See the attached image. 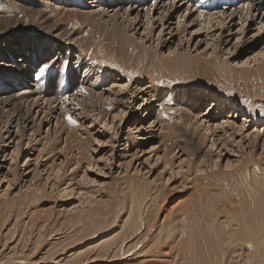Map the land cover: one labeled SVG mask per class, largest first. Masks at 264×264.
I'll return each mask as SVG.
<instances>
[{
	"label": "rangeland",
	"instance_id": "1",
	"mask_svg": "<svg viewBox=\"0 0 264 264\" xmlns=\"http://www.w3.org/2000/svg\"><path fill=\"white\" fill-rule=\"evenodd\" d=\"M186 1L195 5L200 0H182L170 5L181 8V2ZM0 2L4 5L0 8V57H9L4 62L0 58V264H73V258L76 260L79 258L77 256L81 260L90 257L87 255L94 254L95 247L103 239L121 240L127 226L132 225L131 210L141 203L144 205L146 200L145 204L149 205L148 197L160 189L163 190L165 202L171 195L168 205L179 203L177 206L180 207L194 206L204 210L211 207L227 212L233 198L241 199L240 182L245 179L248 186L253 185L252 168L256 166L259 171H264V109L252 110L244 101L241 108L246 107L250 111L232 117L233 114L223 108H227L228 102L238 101L229 91L232 71L240 69L255 73L260 66L258 62L262 58H257V55L264 52V0L257 1L258 5H251V13L245 16L239 11L230 16L236 7L223 8L227 13L225 16L215 14L209 17L217 11L210 13L204 8L196 12L194 9L187 15L183 13L185 11L159 10L157 6V12L152 15L141 13V25L137 31L133 30V26L129 28L127 21H133L135 13H129L128 17L129 8L123 2L121 7L115 9L112 6L116 4H109L108 0H99L97 7L93 0H81V6L74 8L69 0ZM152 5L155 6L151 3L149 7ZM54 8L96 13L91 23L98 30L108 26V23L109 29L114 24L121 25L123 29L129 28L126 31L128 37L131 36L142 46L144 56L155 59V62L176 50L179 61L183 62L179 69L181 72L177 74L187 81L178 78L173 89L167 91L170 92L171 104L176 106V111H181L175 113L169 125L173 130L172 136L179 138L172 142L181 141V149L185 153L183 150L181 152L177 143L173 145L166 137L159 136L160 124H152L156 118L139 119L138 116V112L144 113L155 107L158 111V105H166L168 93L162 90L159 94L161 97L158 95L151 99L146 91V81L143 85L138 78L129 81L124 74L112 76V80L98 90L90 89L98 71L86 67L83 59L76 57V52L70 60V49L74 47L80 51L81 46L76 43L81 36L70 31L65 37V23L55 22L59 25L56 27L47 20L44 15ZM143 9H146V5ZM118 10L120 14L116 16ZM202 13L207 14L204 16L206 18ZM77 15L81 19H92L80 13ZM60 16L59 19L64 17ZM149 18L152 29L149 27L144 32ZM209 21L213 24L210 25ZM46 44L52 47V53L47 51ZM61 54H64L67 67L57 70L56 61ZM211 54L214 65L221 67L220 73L214 66L224 87L198 81L190 83L188 79L192 81L193 74L198 78L196 68H200V61L205 66ZM86 59L95 64L97 70L107 69L106 66L100 67L99 61ZM190 60L196 64L198 62L195 64L198 67L194 65V68L188 69L186 64L189 65ZM45 65L47 70L41 75L40 69ZM155 69L158 71L159 67ZM53 72L60 75L57 83ZM213 81L217 80H210ZM53 85L61 89L55 90ZM121 86H124V90L116 93ZM165 89L169 90L167 87ZM194 91L200 94L195 104L189 96ZM208 91L214 94H208ZM214 95L226 99L227 103L212 107ZM109 107L117 108L114 113L125 110L126 113L121 115L123 120L120 121L118 117L113 124L114 115L108 113ZM69 116L76 121L75 124L69 123ZM155 117L161 121L170 119L163 114ZM226 120L235 123L233 128L230 124L224 125L225 128L218 126ZM161 134L165 135L166 132L162 131ZM213 140L216 143L212 147ZM197 167L203 171L196 173ZM241 170L246 171V175L240 173ZM196 177L200 181L198 185L194 183ZM147 193L148 197L145 195ZM34 195H37L35 200ZM200 195L203 196L202 201ZM227 195L231 197L228 198L230 203ZM97 207L117 210L112 220L114 226L101 232L99 235L102 238L98 235L92 240L90 236L88 240H80V231L73 225L76 217L87 215L84 211L97 210ZM71 235L74 238L70 239ZM23 258L29 259L28 263H25L27 259L22 261ZM43 259L44 262L41 261Z\"/></svg>",
	"mask_w": 264,
	"mask_h": 264
},
{
	"label": "bare ground",
	"instance_id": "2",
	"mask_svg": "<svg viewBox=\"0 0 264 264\" xmlns=\"http://www.w3.org/2000/svg\"><path fill=\"white\" fill-rule=\"evenodd\" d=\"M108 1H109V4H116V5L112 6V9H115L117 6L121 7L123 4H124V6H128V8H129L128 9L129 12L127 13L128 17L130 16L129 13H131V12L135 13L134 20L132 19L133 21H131L132 23L130 22V20H127L129 28H131V26H133V30H136L137 27L141 25V18H142L141 13L146 12L145 16L152 15L153 13L157 12V6H158L159 10H162L164 8V10L168 9V10H171L172 12H181V11L183 12V11H185L183 13H186L187 15L190 12H192L194 9H196V12H198V11H203L204 8L207 9L208 12H210V13L212 10L217 11L216 13L211 14L209 17H211L215 14H220V16H225L227 14L226 11H223V8H217V5L214 3L213 0H200V1L199 0H192V1H199V3H197L195 5L192 4L191 1H188V2L186 1L185 3L181 2L182 3L181 8L174 7L173 5H170V4H172V2L173 3H176V2L180 3V1H182V0H150V1H148V0H108ZM215 1H217V0H215ZM238 1L239 2H238V6L236 7V10L231 11L230 16H233V13H235L236 11L244 13L243 16L251 13V10L253 9V7L251 5H256L257 4L256 2L259 0H238ZM80 2H81V0H69V3H71L70 5L73 6V8L76 6L80 7L81 6ZM98 2H99V0H93V3L96 4V7L99 6ZM122 2H123V4H122ZM151 3L154 4L155 6L152 5L149 7V4H151ZM145 5H146V9H143L145 7ZM3 6L4 5L0 2V8H3ZM16 6H18V5L16 4ZM210 6L213 7L211 10H209ZM155 7H156V9H155ZM5 8H7V7H5ZM67 10H65V8L55 10V8H54V9L49 10L48 11L49 13H47V15H44V16H47V20L53 22V24L55 22L57 24L65 23L66 30L63 33V36L67 35L68 32H70V31L74 32L75 35L77 32V34L81 36V39H79L76 43L77 45L81 46L80 51H77L73 47L72 49H70L69 55H70V60H71V55L76 52L78 54V55L76 54V57L79 56L80 58H82L83 61L85 62L86 67H90V68H93L95 71H98L97 79L95 81H93L94 83L92 82L93 85L90 86V89L98 90L99 87H101L104 83L110 82L112 80L111 79L112 76L114 78V77L121 76V74L123 76V74H124L125 76H128L129 81L138 78V82L142 85L144 84V81H146L148 84V89L147 90L145 89V90L150 94L149 96L151 99L157 97L161 93L162 90H165L166 93H168L166 105H163V104L158 105V111H157V107H155L156 111L154 108V109H148L144 113L138 112V116H139V119H149L151 117L156 118L152 124L153 125L154 124H158V125L160 124V128H159L160 135L159 136H161L163 138L166 137V140L169 139V141L172 142V140H174V139H179L177 137L172 136L173 130L169 124L172 123L170 121L172 119H174L175 113L181 112V111L180 110L176 111V109H177V108L175 109L176 106L174 107L171 104L172 99L169 98L170 92H167V91H170L171 89H173L176 82L178 81V78L181 81H187L185 77L179 76L177 74V73L181 72V70H179V69H180V67H182L183 62L179 61L176 50L170 51V53L167 57H164L163 59H158V61L155 62V59L149 58L148 56H144L142 54V46L140 44H138L131 36L128 37V34L126 33V31H128L129 28L127 29L125 27V29H123L121 27V25L117 26L114 24V25H112L111 29H109L110 23H108L107 24L108 26L102 27L101 29L98 30V28H96L91 23L95 19V17L97 16L96 13H92L89 11L86 12V11L77 10V9H76V11H72V10L67 11ZM104 12H107V11H104ZM119 12H120L119 10L117 12H115L116 16H118L120 14ZM126 12H127V10H126ZM79 13L86 16V18H88L90 16V17H92V19L90 21L85 20V19H81L79 17V15H77ZM60 15H64V17L59 19L58 17ZM202 15H203V17L207 16L206 13H204V14L202 13ZM204 18H206V17H204ZM61 20H63V21L61 22ZM150 21H151V18H149L146 21V23L144 25V27H145L144 32H146L147 29H149V27L151 26L149 23ZM135 22H137L136 25H135ZM57 24H54L53 26L59 27V25H57ZM209 24L211 25L213 23H210V21H209ZM150 29H152V27H150ZM200 29H198V30H200ZM74 34L72 36H74ZM80 36H78V37H80ZM69 40H71V39H69ZM73 42L75 43V41H73ZM46 45H47L46 46L47 51H50V48H52V47L49 44H46ZM33 46L36 47L37 45H33ZM33 46L31 48H33ZM216 48H217V45H216V47H214V49H216ZM26 51L27 50H25L24 52H26ZM50 53H52V52L50 51ZM63 53H65V51ZM28 54H30V53H28ZM1 56L2 57H0V58L2 59V62H4L5 59H9L8 56H4V55H1ZM212 56L213 55L211 54V55H209V58L206 57L207 59L205 61L206 62L205 66L202 64V61H200V64H201L200 68L198 66H196L198 64V62L196 64V62L193 63L192 60H190L189 65L186 64L188 69L191 67L194 68L193 66L195 64H196L195 66L198 67V68H196V70H198V72L196 71L198 74V78L196 77V75L193 74V77H191L192 81H191V79H188V81L190 80L189 81L190 83H195V81H198L201 83H205V85L211 84L213 86H217L218 88H220V86L221 87L223 86V85H221V83H224V82L219 80V77L216 73V69L214 68V66H216L217 71H219V72H220L221 67L218 65H214V60L212 59L213 58ZM259 56L262 58V60L259 59L260 61L258 62V64H260V66H258V64L256 65V66H258L257 67L258 70L254 71L255 73H248L246 71H241L240 69H238V70H233L230 79L228 78L229 83L231 84V85H229L230 86L229 91L231 90L234 93L235 97L238 98V101H237V103L228 102V104H226L227 108H225V107H223V108L226 109L229 114L232 113L233 114L232 117L234 116V114H236V117H237V116H240V114H242L243 111H246V112L250 111L246 107L241 108V104H242L241 102L244 103V101H246L248 103V104L246 103L247 107H249L250 109L252 108V110H255V109L259 110L261 107L264 109V105H263L264 104V59H263L264 52H263V54H260V55L258 54L257 58ZM86 58H88L89 60L94 59L95 61H99L101 63L100 67L106 66L107 69L102 70L101 68H99V70H97L95 64L90 63ZM57 59H58L56 61V65H58L57 70L64 69L65 67H67V66H65V62H64L65 61L64 54H61L60 58H57ZM255 61H257V59ZM156 66L159 67L158 71L156 70L157 68L155 69ZM243 68H244V66H243ZM191 70H193V69H191ZM222 72H223V70H222ZM163 73H165V74L162 75ZM75 74L77 75V73H75ZM59 76L60 75L57 72H53V77L56 79V81H55L56 83L59 80ZM3 77L7 78L6 76H3ZM79 77L81 79V76H79ZM211 79L217 80L218 82L217 81L216 82H214V81L210 82ZM226 79H227V77H226ZM103 80H105V81H103ZM207 80H208V82H207ZM192 85H194V84H192ZM53 86L56 87L55 85H53ZM165 87H167L169 90L165 89ZM226 87H228V86H226ZM60 89H61L60 87H58V88L56 87L55 90H60ZM123 90H124V86H121L119 88V90H117V91H115L114 89H111V91H115L116 93H121ZM221 90H223V89H221ZM208 94H211V93L209 92ZM213 94H214V92H213ZM213 94H211V95H213ZM189 96L193 100L192 103L195 104V101L197 100V97L200 96V94L194 91V92H190ZM217 96L214 95L215 100L213 102H211L212 107H214V106L217 107V106H219V104L225 105V103H227L226 99H222V98H219ZM100 97L102 99V96H100ZM159 97H161V96L159 95ZM205 98H206V96H205ZM6 102H4V103H6ZM254 102H255V104H254ZM192 103H190V104H192ZM256 103H257V105H256ZM45 104H47V103H45ZM48 104H50V103H48ZM5 105L7 106V104H5ZM159 107H160V109H159ZM115 111H117V108H115V107H109L108 108V113H113V115H114L113 122H112L113 124L115 123V121L117 120L118 117L120 118V121H122L123 119L121 118V115H122V113L125 112V110H123V111L119 110L118 112L114 113ZM187 111L190 112V109L189 110L187 109ZM207 112H208V110H207ZM144 114H145V116H144ZM162 114L164 116L170 117V119L169 120L164 119L165 121H161L159 119L157 120V117H155V115L161 117ZM145 117H147V118H145ZM234 119H236V118H234ZM7 124H5V125H7ZM18 124H19V121H18L17 125ZM229 124L232 125V128H233V125L235 123H233V121L226 120L224 123H220L218 126L219 127L223 126V128H225L224 125L227 126ZM218 126L216 125V127H218ZM162 131H165L166 134L162 135L161 134ZM212 136H214V133L212 134ZM205 138H206V136H205ZM180 140H182V138H180ZM184 141H186V140L184 139ZM176 143L178 144V147L181 149V141L176 140V141L172 142L173 145L174 144L177 145ZM215 143H216V141L213 140L211 143V146L212 147L215 146ZM182 147H183V145H182ZM182 150L185 153L183 148L181 149V152H182ZM193 169H194V166H193ZM252 169L253 170L251 172L253 173V177H254V180L252 181L253 185L248 186V183H246L245 179H243V182L242 181L240 182L239 191L241 193V199L237 200L236 198L235 199L233 198L232 206H231V204L229 205L231 207L228 208L227 212H225V209L223 210V209L218 208V209L214 210L211 207H208L205 210L202 208H199V207L194 208V206L193 207H180V206H177V205H179V203L177 205L174 204V206L168 205L169 200L171 199L170 198L171 195L167 197L168 201L165 202V199L162 196L163 190L160 189V190L156 191L152 197L151 196L148 197V193L145 194V195H147L146 197H148V201L150 202V203H148L149 205L145 204L147 201L145 199L146 200L145 203L143 202L144 205H142V203H141V205H138L137 207H135L136 208L135 210H133V209L131 210L132 214H129V215L133 219V222L131 221V219H129L132 222V225H130V226L127 224L129 226V230H128V226L125 224L127 226V228H126L127 232L121 238V240H117L116 238L114 240L109 238L110 240H108L105 238L106 239L105 241L103 239V242H101V244H98V246L95 247L96 252H94V254H89L86 252L87 254H89L87 256H90V257H85V259L82 258V260H81V257L77 256L76 255L77 253H75V255L79 258H76V260H75V258H73L74 260L70 259V258L69 259L71 261L72 260L74 261L73 264H93V263H97V262H98L97 264H264V171L263 170H262L263 172L261 170L259 171V169H257L256 166H254ZM201 170L203 171V169H201L200 167H197L196 173H198L199 171L201 172ZM239 172L242 174H245L246 171L244 172V170H241ZM199 182L200 181L196 177L194 183L196 185H198ZM195 184H194V186H195ZM196 188H198V187H196ZM201 188L202 187H200V190H201ZM205 188H203V189H205ZM206 193L208 194V192H206ZM36 197H37V195H34V200L36 199ZM226 197H227V199L231 198L230 196L228 197V195ZM226 197L224 198V200H226ZM215 199H216V197H215ZM202 200H203V196L200 195V201H202ZM211 201H212V199H211ZM228 201L230 203L229 199H228ZM228 201H227V204H228ZM197 203L200 204L199 202H197ZM212 203H213V201H212ZM107 204H109V203H107ZM214 205H216V203ZM103 207H105V206H103ZM214 208H216V206H214ZM114 209H116V208H114ZM122 211H123V209H122ZM116 212H117V210H116ZM116 212L111 207H106V208L97 207V210L93 209L90 211H84V213L87 215L81 216V214H80L78 217H76L77 221H78L77 224H79V225H76V222H77L76 220L74 221V224H73V225H75V227H78L77 230L80 231L79 232L80 236L81 235L83 236V234H85V236H83V237L79 236L78 238L80 240H84V239L88 240V238H89L88 236H90V238L92 240L93 237L95 238V236H98L105 229L107 230V228L113 227L114 223H112V222L114 221L113 218L116 215ZM85 219H86V221H85ZM87 221H88V223H87ZM82 223H83V226H80ZM86 224H87V227H86ZM123 228H124V226H123ZM119 231H121V230H119ZM124 231H125V229H124ZM68 235H69V233H68ZM72 238H74V237L73 236L70 237V239H72ZM76 240H77V237H76ZM62 242H63V240H62ZM66 243L67 242H65V244ZM71 245H73V244H71ZM48 250H49V248H48ZM53 257H55V256H53ZM44 258H46V257H44ZM50 258H52V257H50ZM26 259L23 258L22 261H24ZM30 260H32V259L30 258ZM50 260H52V259H50ZM50 260H48L49 261L48 263H50ZM18 261H21V260H18ZM28 261H29V259H27V261L25 263H28ZM41 261L44 262V259ZM45 261H46V259H45ZM31 262H29V263H31ZM33 262H34V260H33ZM56 262L57 261H55V263ZM22 264H23V262H22ZM34 264H35V262H34Z\"/></svg>",
	"mask_w": 264,
	"mask_h": 264
},
{
	"label": "snow or ice",
	"instance_id": "3",
	"mask_svg": "<svg viewBox=\"0 0 264 264\" xmlns=\"http://www.w3.org/2000/svg\"><path fill=\"white\" fill-rule=\"evenodd\" d=\"M262 27H264V26H262ZM46 70H47V65H45L43 68L40 69L41 75H43ZM67 119H68L69 123H71V124L76 123V121L73 120L71 116H69Z\"/></svg>",
	"mask_w": 264,
	"mask_h": 264
}]
</instances>
